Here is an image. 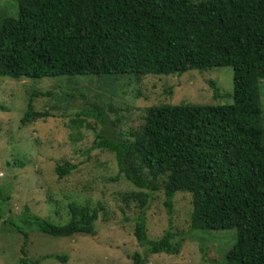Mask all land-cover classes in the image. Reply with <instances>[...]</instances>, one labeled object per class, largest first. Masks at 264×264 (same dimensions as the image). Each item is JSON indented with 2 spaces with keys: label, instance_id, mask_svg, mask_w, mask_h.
Masks as SVG:
<instances>
[{
  "label": "trees",
  "instance_id": "trees-1",
  "mask_svg": "<svg viewBox=\"0 0 264 264\" xmlns=\"http://www.w3.org/2000/svg\"><path fill=\"white\" fill-rule=\"evenodd\" d=\"M14 1L15 17L0 23L1 77L138 79L231 68V94L219 93L208 82L214 100L226 96L230 103L153 105L144 112L142 130L133 131L126 141L103 125L97 109L81 115L102 125L91 148L113 154L117 176L144 190L150 184L143 171L165 176L163 206L168 215L174 194L189 193L191 231L234 230V242L221 264H264V116L258 86L264 80V0ZM30 93L21 125L50 117L31 107L33 97L50 93ZM73 168L56 164L54 172L61 177ZM130 197L139 206L133 224L136 242L150 254L176 255L182 235L166 229L158 239L148 240L145 197L130 194L123 203ZM99 209L69 205V218L62 225L26 209L20 215L26 219L23 227L66 238L93 235ZM17 230L25 241V233ZM19 261L26 264L21 257ZM132 261L141 264L143 259L134 253Z\"/></svg>",
  "mask_w": 264,
  "mask_h": 264
},
{
  "label": "rangeland",
  "instance_id": "rangeland-1",
  "mask_svg": "<svg viewBox=\"0 0 264 264\" xmlns=\"http://www.w3.org/2000/svg\"><path fill=\"white\" fill-rule=\"evenodd\" d=\"M15 15V1L0 0V23ZM231 73L225 66L138 79L128 75L18 80L0 76V264H20V257L26 264H133L134 253L143 259L141 264H221L234 242V230L191 231L189 193L174 194L168 215L163 206L165 176L143 171L150 184L148 190L135 189L117 176L113 154L91 148L102 125L81 113L97 109L105 119L103 125L112 129L116 139L126 141L133 131L142 130L144 112L153 105L230 103L226 96L214 100L208 82H214L219 93L231 94ZM258 86L264 116V80ZM31 91L50 93L33 97L31 104L33 111L50 117L21 125ZM63 163L74 168L58 177L54 166ZM130 194L144 196L147 202L144 218L148 240L158 239L166 229L182 235L176 255L150 254L136 242L137 198L123 203L124 196ZM69 205L88 210L101 207L93 235L54 238L22 226L26 219L20 214L25 209L62 225L69 218ZM17 229L25 233V241Z\"/></svg>",
  "mask_w": 264,
  "mask_h": 264
}]
</instances>
